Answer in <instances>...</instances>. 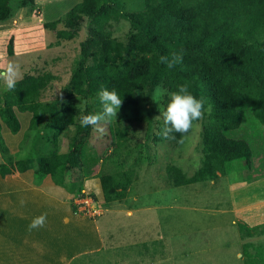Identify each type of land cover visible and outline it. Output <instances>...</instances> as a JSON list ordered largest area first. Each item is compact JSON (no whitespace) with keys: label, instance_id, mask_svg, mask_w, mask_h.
I'll return each mask as SVG.
<instances>
[{"label":"trees","instance_id":"1","mask_svg":"<svg viewBox=\"0 0 264 264\" xmlns=\"http://www.w3.org/2000/svg\"><path fill=\"white\" fill-rule=\"evenodd\" d=\"M11 1L0 0V23L12 19ZM159 1L143 0L141 9L129 10L123 0H81L63 19L48 25L56 31L58 40L72 41L87 21L88 36L80 44L68 84L54 100L47 101L58 77L51 72L29 74L16 82L13 90L0 94V150L4 155L10 151L2 126L14 135L20 133L22 124L17 112L32 115L28 131L47 128L54 132L55 149L38 161L33 175L35 185L50 177L55 185L77 198L90 196L81 195L82 184L77 187L68 175L78 168L88 175L102 160L98 178L104 202H122L136 171L152 163L150 149L136 147L134 139L122 131L113 134V151L104 159L85 153L92 129L82 128L79 118L92 112L74 100H99L102 88L115 90L122 104L137 106L141 94L150 101L157 86H162L166 90V109L169 94L186 84L193 95L204 101L202 165L193 175L173 166L169 177L175 187L216 182L230 176L237 162H241L238 167L243 163L251 167L256 155L250 142L232 138L231 134L241 130L247 119L264 128V0ZM22 2L27 7L35 5L36 0ZM122 22L128 31L124 39H119L114 35L115 28ZM60 23L65 28L57 30ZM13 47L12 39L10 56L14 55ZM173 55H182L183 62L171 68L161 62L162 57L170 60ZM163 126L164 120L149 139L155 145L180 146V134H175V141L161 137ZM72 129L73 147L60 153L58 139L62 135L69 137ZM32 161L19 159L14 166L2 163L0 175L6 178L15 172L25 173ZM108 165L112 167L108 169ZM237 226L245 241V263L264 264V244L247 242L264 236V224L250 227L238 221Z\"/></svg>","mask_w":264,"mask_h":264},{"label":"rangeland","instance_id":"2","mask_svg":"<svg viewBox=\"0 0 264 264\" xmlns=\"http://www.w3.org/2000/svg\"><path fill=\"white\" fill-rule=\"evenodd\" d=\"M22 1H11L14 14L12 19L8 20H12L13 23H17L18 27H21V32H17L18 36L21 34V41L19 42L21 53L16 52L13 56L9 55L8 51L12 40L9 36L5 47H1L0 50V66L6 65L8 62L18 64L20 78L17 82L29 74L53 73L58 79L53 83V88L49 92L47 101H51L68 84L74 62L80 52V44L87 39L88 31L86 21L81 25L80 34L76 39L61 41L57 39L56 31L51 30L48 25L63 19L66 13L81 0H36L35 5L27 7H23ZM123 1L129 10H138L143 7V0ZM161 2L162 0L159 1V3ZM123 22L115 28L114 35L119 39H124L128 31V26ZM64 28V23L57 26V30ZM4 34L7 35L8 32ZM160 87L164 89L162 86ZM5 91H7L6 85L0 82V94ZM163 100L164 96L157 101L152 98L148 101L141 94L137 106L122 104L117 118H113L104 125L105 133L101 136L92 131L91 138L85 147V153L96 154L104 159L113 151L111 145L113 134L122 131L128 134V138L134 139L136 147L142 150L150 149V156L153 161L150 165L147 163L146 166L136 171L133 184L129 190L128 197L130 199L128 203L111 204L104 202L97 181L99 180L102 160L93 167L88 175L83 174L82 168H78L68 175L69 181L75 183L77 187L80 184L83 186L84 180L87 178L96 179L97 188L89 193L90 198L86 199L87 204H83L86 202L82 201L85 198L78 200L76 199L77 196L76 200L73 201L75 206L78 204V207L74 206L75 212L82 216L100 219V216L96 215V211L101 210L99 213L104 214V216L100 220L105 222L113 212V208L127 207L132 203L131 200L135 196L139 197L137 205H135L137 208L154 206V208L148 209L149 211L139 212L135 215L133 226L137 224L134 228L140 232V235L135 236L133 241H137L136 243L139 245L132 248L121 246L116 252H105L99 258L100 264H246L242 255L243 251L240 250L241 234L234 223V221L240 220H237L231 209L233 201L236 202L237 197L241 196V192L238 193V191L249 184L253 185L257 182V185L255 184L245 190L246 198L264 199V128L259 126L256 121L247 119L241 130L231 134L232 138L246 140L253 147L256 157L250 168H247L244 163L238 167L241 162H237L230 176L221 177L216 182L209 181L175 187L169 177V171L173 166L182 168L188 175H193L202 165L201 137L204 121L201 120L197 123L180 146L155 145L149 136L157 133L159 123L163 121L161 115L165 110ZM74 102L83 109L88 108L92 113L102 111L100 101L95 98L76 99ZM25 115L20 116L22 123L20 133L14 135L5 125L3 126V138L10 153L4 155L0 150V165L7 163L9 166H14L16 160L33 159L29 172H33L34 175V169L38 167L40 158L54 150L56 143L53 142L54 132L47 130V128H42L41 131H28L31 117ZM48 121L49 119L45 123ZM74 135L72 129L69 137L62 135L58 139L56 147L60 153H66L73 147ZM9 158L11 161L7 162ZM112 166L108 165V169ZM259 175L262 179L259 178ZM2 179L0 175V181ZM256 193L258 194L256 195ZM81 195H87V193ZM91 198L96 200L95 203ZM175 201H178L177 204L180 208L171 206ZM83 207H87L88 210L85 211ZM212 207L219 210L225 207L228 209L230 207V209L223 213L202 211L206 208L212 210ZM257 207L260 215L264 216V203ZM148 217L151 220L146 225L149 228L148 234L140 237L146 229H143V225L145 224L144 220ZM106 223L109 225H102L103 235H106L108 228L114 225L112 224L114 221ZM162 232L167 238L168 236L170 238L161 243H155L154 246L144 244L155 240L156 234L163 235ZM247 242L262 245L264 244V236L248 239ZM128 251L134 252L135 257H129V263L125 262ZM238 251L239 255L237 256ZM262 251H264V245ZM152 252L154 258H147L148 255L151 256ZM137 255L140 256V259H137Z\"/></svg>","mask_w":264,"mask_h":264},{"label":"crops","instance_id":"3","mask_svg":"<svg viewBox=\"0 0 264 264\" xmlns=\"http://www.w3.org/2000/svg\"><path fill=\"white\" fill-rule=\"evenodd\" d=\"M18 31L21 32V27H18L17 23H13L12 20L0 23V50L1 47H5L6 40L10 36L15 41L14 54L21 53L19 51L21 50L19 49L21 34L18 36ZM5 32L8 34H4ZM25 114L32 117L30 113ZM17 115L20 119L23 113L17 112ZM29 171L15 172L0 181V264H100L99 258L105 252H116L121 246L132 248L139 245L137 241H133L135 236L140 235V232L134 228L137 224L133 226L135 215L149 211L148 209L154 206L137 208L135 205L139 197L135 196L127 207L113 208L107 221L102 222L100 219L104 214H100V219H98V217L89 218L75 212L74 208L78 207V204L75 206L73 203L76 194H71L65 188L55 185L50 177L41 185H35L33 172ZM97 181L103 195L100 180ZM256 183L249 184L238 191V193L241 192V196L237 197L236 202L233 201L231 209L237 220L247 223L250 227L264 224V219H262L264 216L260 215L257 207L264 203V199L246 198L244 194L246 189ZM96 184V179H85L81 193H91L97 188ZM76 199L79 200L81 197ZM129 199L127 196L123 202L114 203H128ZM92 200L95 203L96 200ZM177 202L175 201L171 206L180 208ZM212 208V210L206 208L202 211L223 213L230 209V207L229 209L220 208V210ZM44 214L47 216L46 226L29 232L28 226L32 220ZM108 221H114L112 223L114 225L108 228L106 235H103L102 225H109L106 223ZM149 221H151L149 217L144 220L143 229H146L140 237L148 234L149 228L146 225ZM234 223L237 225V221ZM156 235L155 240L144 244L154 246L155 243L158 244L170 238V236L167 238L164 233ZM241 241H239L240 250L245 243ZM129 257H134V252H127L125 262H128ZM137 257L140 259L139 255ZM147 258L153 259V252Z\"/></svg>","mask_w":264,"mask_h":264},{"label":"clouds","instance_id":"4","mask_svg":"<svg viewBox=\"0 0 264 264\" xmlns=\"http://www.w3.org/2000/svg\"><path fill=\"white\" fill-rule=\"evenodd\" d=\"M162 63H167L168 67L181 64L183 62L182 55H173L169 60L168 57L161 58ZM20 78V68L18 64L8 62L6 65L0 66V82L6 85L8 90L15 88L17 80ZM165 95V90L160 86L154 90L152 99L157 101ZM170 99L166 109L161 113L164 120V126L161 130V137L165 140L175 141L180 134L181 139L178 143L184 142V137L201 121L205 115L204 101L198 99L189 91L186 84H181L177 90L170 93ZM99 101L102 105V111L98 113H90L80 116V126L82 128H91L93 133L101 136L105 133L104 125L109 123L113 118H117L118 112L122 106L123 99L115 91H109L102 88L99 93ZM23 203V202H22ZM46 214L35 217L28 226L29 232L46 226Z\"/></svg>","mask_w":264,"mask_h":264},{"label":"built area","instance_id":"5","mask_svg":"<svg viewBox=\"0 0 264 264\" xmlns=\"http://www.w3.org/2000/svg\"><path fill=\"white\" fill-rule=\"evenodd\" d=\"M83 198H85V199H83ZM83 198L81 197V199H83L82 201H86V202H85V203H83V204H87V200H86V199H87V198H89V196H87V197H83ZM83 204H82V205H83ZM83 208L85 209V211H86V210H88V208H87V207H86V208H85V207H83ZM99 212H100V211L96 212V215H97V216H100V214H101V213H99Z\"/></svg>","mask_w":264,"mask_h":264}]
</instances>
